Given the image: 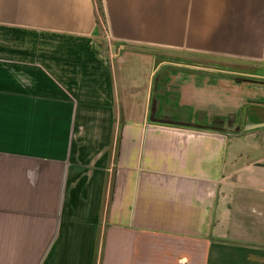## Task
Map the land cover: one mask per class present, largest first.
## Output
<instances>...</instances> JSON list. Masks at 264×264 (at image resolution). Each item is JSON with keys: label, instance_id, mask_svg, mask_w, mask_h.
Segmentation results:
<instances>
[{"label": "crops", "instance_id": "obj_1", "mask_svg": "<svg viewBox=\"0 0 264 264\" xmlns=\"http://www.w3.org/2000/svg\"><path fill=\"white\" fill-rule=\"evenodd\" d=\"M101 2L0 0V264H264V0Z\"/></svg>", "mask_w": 264, "mask_h": 264}, {"label": "rangeland", "instance_id": "obj_2", "mask_svg": "<svg viewBox=\"0 0 264 264\" xmlns=\"http://www.w3.org/2000/svg\"><path fill=\"white\" fill-rule=\"evenodd\" d=\"M2 29H3V26H0V37H3V36H1V33L4 32ZM5 32H6V30H5ZM12 35H13L12 31H9V35L8 36L12 37Z\"/></svg>", "mask_w": 264, "mask_h": 264}, {"label": "trees", "instance_id": "obj_3", "mask_svg": "<svg viewBox=\"0 0 264 264\" xmlns=\"http://www.w3.org/2000/svg\"><path fill=\"white\" fill-rule=\"evenodd\" d=\"M98 3L99 10L103 13V6L101 0H98Z\"/></svg>", "mask_w": 264, "mask_h": 264}, {"label": "water", "instance_id": "obj_4", "mask_svg": "<svg viewBox=\"0 0 264 264\" xmlns=\"http://www.w3.org/2000/svg\"><path fill=\"white\" fill-rule=\"evenodd\" d=\"M255 127V126H254Z\"/></svg>", "mask_w": 264, "mask_h": 264}]
</instances>
